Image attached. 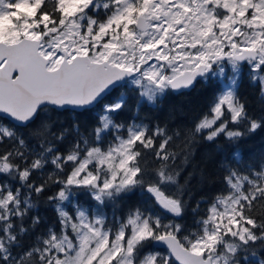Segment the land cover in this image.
Segmentation results:
<instances>
[{
	"label": "snow or ice",
	"instance_id": "1",
	"mask_svg": "<svg viewBox=\"0 0 264 264\" xmlns=\"http://www.w3.org/2000/svg\"><path fill=\"white\" fill-rule=\"evenodd\" d=\"M245 76L264 101V0H0V264H264ZM197 84L212 95L191 125L120 119ZM201 141L232 151L190 207Z\"/></svg>",
	"mask_w": 264,
	"mask_h": 264
},
{
	"label": "trees",
	"instance_id": "2",
	"mask_svg": "<svg viewBox=\"0 0 264 264\" xmlns=\"http://www.w3.org/2000/svg\"><path fill=\"white\" fill-rule=\"evenodd\" d=\"M243 97L247 99L248 106L253 115H259L264 111V101L259 98L258 90L249 85L245 76L244 83L240 89ZM212 92L206 85L197 84L191 91L185 94L171 93L164 97L158 105L145 104L137 113L133 107L132 101H129V107L125 109L120 117L121 120H130L138 117L144 123L151 125L160 124L168 126L170 130L183 125H191L197 116L206 111L207 104L211 98ZM95 113L91 115L81 116L82 127H91L95 121ZM71 114H65L62 117L65 122L74 119ZM232 148L222 144V150L218 151L214 145H209L207 142L201 141L195 145L194 156L192 162L185 169V174L196 171V175L191 180L192 200L190 207L195 204L201 197L211 199L219 194L224 185L221 180L220 161L229 158ZM240 151L244 154L246 161H258L264 157V131H257L249 137H246L245 142L240 145ZM49 169H46L48 171ZM203 171L210 179L205 183L199 182V173ZM83 202V201H82ZM125 204H121L118 211L126 212ZM38 211L48 220H54L55 215L50 207L41 202ZM106 213L111 219V205L106 209ZM259 214V211H258ZM184 223L191 227L193 223V215L189 211L185 214Z\"/></svg>",
	"mask_w": 264,
	"mask_h": 264
},
{
	"label": "water",
	"instance_id": "3",
	"mask_svg": "<svg viewBox=\"0 0 264 264\" xmlns=\"http://www.w3.org/2000/svg\"><path fill=\"white\" fill-rule=\"evenodd\" d=\"M191 91V90H190Z\"/></svg>",
	"mask_w": 264,
	"mask_h": 264
}]
</instances>
